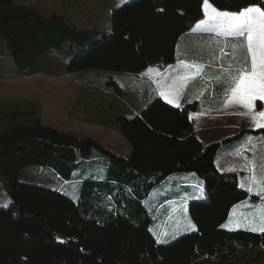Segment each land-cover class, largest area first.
I'll list each match as a JSON object with an SVG mask.
<instances>
[{
  "label": "trees",
  "instance_id": "1",
  "mask_svg": "<svg viewBox=\"0 0 264 264\" xmlns=\"http://www.w3.org/2000/svg\"><path fill=\"white\" fill-rule=\"evenodd\" d=\"M202 3L130 0L111 11L106 36L0 0V39L18 72H38L39 65L31 66L52 54L63 74L84 72L103 87L89 75H137L149 66L172 64L180 37L203 18ZM210 3L233 13L264 7V0ZM112 92L122 93L117 87ZM195 110L196 103L174 108L155 98L138 113L118 116L115 130L131 149L127 159L38 119L4 126L19 113L0 116V182L9 199L0 208V264H264V233L222 229L236 204L257 198L238 186L236 173L216 169L221 144L201 146L189 117ZM92 152L94 159H106L105 177L83 181L76 199L20 181L24 169L36 168L49 169L66 183ZM178 173L197 176L205 200L187 206L193 232L158 243L148 231L144 201L157 184Z\"/></svg>",
  "mask_w": 264,
  "mask_h": 264
},
{
  "label": "crops",
  "instance_id": "2",
  "mask_svg": "<svg viewBox=\"0 0 264 264\" xmlns=\"http://www.w3.org/2000/svg\"><path fill=\"white\" fill-rule=\"evenodd\" d=\"M129 1L130 0H18V3H16V0H14V5L32 8L41 16L47 18L59 16L63 18L66 24L75 29L104 35L106 31L111 30V11ZM81 5L84 7L82 12L78 9ZM202 14L203 18L192 24L180 39L183 36L192 34V32H197V36L201 34H210L208 33L209 31L205 30L210 23L205 19L203 3ZM202 21L205 22L202 28L193 31L196 25ZM211 35H215V33ZM218 38L224 37L218 36ZM8 53V49L5 47L3 40L0 39V93H8V90H12L15 85L24 88H33L39 92H35V94L29 93V100L22 101L21 107L17 110L18 112H15V109H7L4 113L0 114V116L8 117L10 113H19L21 116H25L23 120L26 121V123H30L35 119L39 121L42 120V123H44L43 112L45 105L43 104L44 99L42 98L45 92L44 79H49L53 82L51 84H54L55 80L57 84L66 86L71 84V81L74 84L75 81L73 82L71 78L78 79L80 77V90L77 97L74 99L72 107H69L68 110L79 115L81 117L80 122L85 127L97 128L99 138L94 136V138L90 137L91 139L102 146L108 145L110 148L107 149L123 159H127L130 156L131 149L127 142L124 140L126 142L124 143L122 139L120 140L115 135L117 133L115 130V120L118 116L124 115L125 111L128 115L138 113V111L133 108L125 110L124 107H122L120 98L122 93H113L110 89L94 86L91 81L89 82L87 80V73L84 72L63 74L58 59L54 58L52 54L46 60L40 58L38 63L31 66L36 68L39 65L40 70L38 72L27 74V69L18 72L14 63L8 56ZM197 67L202 68L199 74H196ZM242 67H250V57L247 60L234 57L233 51L226 46V43L224 47H216L214 53L206 55L204 51L199 50L194 43L185 41L181 43V45L177 43L175 59L172 64L164 65L161 70L153 69L150 71L151 67H147L145 70H149L150 73L147 74L146 79L148 82L146 83V88L139 82H136V84L133 85L132 93L133 96L139 98V101L144 100V103L147 104L155 98H160L164 103L174 108L196 103V110L189 114L194 125V136L202 147L220 143L221 145L214 158L216 169L221 173L236 172V174L239 175V173L245 172L246 169L233 170V167H235L233 165V160L242 159L245 161L243 163L245 168L246 164L250 166V162L247 161L246 155L249 158L253 157L257 153L258 144H260V153L264 154V140L262 141L257 137L258 133H264V128L257 127L256 122L253 120L254 116H258L260 112L264 111V100H255L253 102L255 105L253 110L243 107L236 101L227 103L232 96L231 90L235 87L234 78L238 76V70ZM188 73L193 74L190 79L186 81L179 79V77ZM140 74L141 73L137 75ZM63 78L68 79V82H60ZM181 85H183V87H181ZM51 92L52 93H49L48 91L47 93L55 98L57 102H61L64 106V100L59 97L73 94L70 88L63 87L60 89L58 86L56 89L52 88ZM166 92L168 95H162V93ZM25 93H27L26 89L22 90V94L27 95ZM83 95H86L88 99L85 100L84 104L77 106ZM143 97L145 99H142ZM99 100V107L93 110L91 106L92 103ZM169 100L173 102L169 103ZM73 106L79 107L77 109H79L80 113L73 111ZM54 108L55 107L51 109L48 108V111L50 110L53 112L54 115L52 114V118L55 119L56 124H45V127L53 129L54 126H57L56 128L59 129V121H61L59 118L60 114L58 110ZM109 112H112L110 124L108 122ZM56 128H54V130ZM56 131L77 136L74 132L67 133L63 130ZM112 131L114 133H112ZM241 132H243V134H240L238 139L223 143L226 139H230ZM102 137L105 140L109 137V144L108 140L106 141L107 144L103 139L100 140ZM80 138H88V136ZM236 140L239 141L237 142ZM113 143H116L118 148L113 149ZM123 150L124 152H122ZM95 157L97 160L100 159V157ZM46 177L50 179L51 175ZM237 181H240L243 185L241 189L247 192H249L248 188L251 187L252 191L249 192V194L255 196L257 188L251 179H238ZM63 186L67 189L75 187L69 184ZM77 188L78 187H75L74 190L77 191ZM182 190L185 194L181 193ZM187 193L190 195H187ZM74 195H76V192ZM258 195L264 198L261 193H258ZM258 198L254 201L245 200L236 204L230 210L226 221L222 225V229L226 231H246L261 234L259 231L253 232L247 230L249 227V219L253 220L254 225H258L260 213L264 210V207H262L260 203L263 202L264 199ZM147 199L149 202V214H152L154 218L158 215L163 217L159 228L157 230L154 229V238L157 239V241L165 239L166 234L162 229V224L165 223L166 219L175 214L177 207L185 210L190 202L205 200L200 179L189 173H178L168 176L151 190ZM235 210L236 215H234ZM177 224L178 222L176 221L175 225ZM155 226H157L156 223H154V227ZM193 231L191 227L190 232Z\"/></svg>",
  "mask_w": 264,
  "mask_h": 264
},
{
  "label": "rangeland",
  "instance_id": "3",
  "mask_svg": "<svg viewBox=\"0 0 264 264\" xmlns=\"http://www.w3.org/2000/svg\"><path fill=\"white\" fill-rule=\"evenodd\" d=\"M16 3H18V0H16ZM79 11H83L84 7L83 5H81L79 8ZM205 15V14H204ZM205 19L207 20V17L205 16ZM208 21V20H207ZM208 23H212L210 21H208ZM209 24V26H210ZM110 33V31H106L105 35L108 36ZM197 32H192V34L187 35V36H183L180 40H179V45H181V43L187 41L190 43H194L196 47L199 48V50L204 51V53L206 55L208 54H212L215 52L216 47H224L225 43L226 46H228V48L230 50L233 51V56L237 57L238 59H245L247 60L250 56L247 52V48H246V44L235 40L232 38H218V36L216 37V35H211V32H208L210 34H201L199 36L196 35ZM227 39V40H225ZM209 42V44H208ZM217 44V45H216ZM164 65L163 64H156L153 66H150V71L151 70H161L162 67ZM149 70H145L142 71L140 75H121V76H113V77H103L102 75L99 74H94L91 73L90 79L97 84L102 85L104 88H110L111 90L114 89V87H117L120 89V91L122 92L121 95V105L122 107H124V109H128L130 110L131 108L140 111L143 110V108H145L147 103H144V100L139 101L137 96H133V85L136 84V82H139L142 86H144L146 88V83L148 82L147 78V74H149ZM71 80H73L74 84L71 81V84L68 85H59L57 84V82L54 80V84H51L53 82H51L49 79L45 78L44 79V97H42L44 99L43 104L45 105L44 108V119L42 123V120H40L41 124L43 126H46L45 124H56V121L54 118H52V111H48V108H53L58 110L60 116V120L59 121V129H57V126H54V128H56L55 130H60V131H65V132H74L75 135H77L76 137L80 138V137H86L88 136V138H80V139H91L90 137L94 138V136H97L99 138V132L97 130V128H90V127H85L83 124H81L80 122V116L70 112L68 110L69 107H72L74 99L77 97V94L80 90V86H81V78L79 77L78 79H73L71 78ZM60 82H68V79L63 78V80H61ZM57 84V85H56ZM57 86L62 89L63 87L65 88H70L73 91V94L71 95H62L59 98L64 100L65 102V106L61 104V102H57L55 98L51 97V95L49 93L51 92V89L54 88L56 89ZM20 87L18 85H15L13 87L12 90H8L9 92L7 93H0V114L4 113L7 109L8 110H14L15 112H18V108L21 107L22 101L24 100H29L30 98V94L29 93H33L35 94V92H39L36 89L33 88H29V87ZM26 92L24 95L22 94V90H25ZM49 91V93H47ZM88 97L86 95H83L80 100H79V105L80 106L82 104H84L85 100H87ZM142 99H145L144 97ZM100 105V100L93 102L92 103V109L96 110ZM79 107H75L73 106V111H76L77 113L79 112V109H77ZM52 112V113H51ZM264 112V111H263ZM69 113V114H68ZM54 115V114H53ZM111 115L112 112H109V124L111 123ZM124 115H128L127 112L125 111ZM25 118V116H21L20 114L16 115L13 119L11 120H6L4 123V126H18L22 123L23 119ZM53 121V122H52ZM17 124V125H15ZM70 124V125H68ZM53 126V125H52ZM53 128V129H54ZM2 130L0 129V134H2ZM112 133H114L112 131ZM116 133V132H115ZM120 140L122 139V141L124 143H126L124 141V139L119 136L117 133L115 134ZM257 137L259 139H261L262 141L264 140V133H258ZM102 138H100V140H102ZM93 140V139H92ZM105 141V143L107 144V140H108V144L110 142V138L108 137L106 140L103 139ZM95 141V140H94ZM237 142L239 140H236ZM115 142L117 143V141L115 140ZM98 143V142H97ZM116 143H113V149L118 148L116 145ZM263 144V143H262ZM101 145V144H100ZM127 145V144H126ZM102 146V145H101ZM128 146V145H127ZM257 153L249 158L246 155V159L248 162H250V166L249 164H246V168L243 165V163L245 161H243L242 159H237V160H233V165L235 167H233V170H244L246 169L245 172L239 173L238 175V179H242V180H250L252 181V178L255 177L257 180V183H255L256 186V191H255V196L256 198H262L263 197L259 196L258 193H261L262 196H264V194L262 192H260V188H264V183H260L261 179L264 178V154L260 153V144L257 145ZM103 147L105 148H110L108 147V145H103ZM122 150V149H120ZM124 152V150L122 151ZM96 152H92L88 157H85L82 161H79L77 163L76 169L73 171L72 176L70 181H67L66 183H63L62 179H59L58 176H56L55 173L51 172L49 169H40L37 170L36 168H27L24 169L21 174H20V181L24 184H39L41 186H44L45 188H49V189H56V190H61L64 191V193L73 198L76 199L77 196L74 195L76 190H74L75 187H80L81 183L83 181H88V180H94V179H103L105 177L106 171L105 168L103 167L105 165V161L106 159L103 160H96L94 159L92 156L95 155ZM218 165V163H217ZM219 166V165H218ZM223 170V169H222ZM224 172V171H223ZM232 173H236V172H232ZM51 174V178L49 179V176ZM194 175V174H192ZM195 176V175H194ZM45 177V178H43ZM197 177V176H195ZM250 177V178H249ZM64 184H69L72 186H75L74 188H70L67 189L65 186H63ZM239 187H241V183L240 181L238 182ZM178 185V183H177ZM65 187V188H64ZM69 188V187H68ZM158 193V191H157ZM183 194H185V192H182ZM187 195H190L187 193ZM251 195V194H250ZM254 196V195H251ZM254 196V197H255ZM258 196V197H257ZM205 198V196H204ZM258 198V199H259ZM149 199V198H148ZM148 199L146 198V200L144 201V205L145 208L148 209ZM262 204V207H264V201L260 202ZM3 205H9V199L6 195V193L4 192V188L2 183L0 182V208H5L3 207ZM240 209V208H237ZM234 215H236V210L234 212ZM148 218L150 219V224L148 227V231L154 236V229L157 230L160 226V223L163 220V217L161 215L156 216V218H154V216H152V214H149L148 212ZM178 222L177 225H175V222ZM157 224V226L154 227V223ZM191 225L192 222L190 221L188 214H187V209H181L179 207H177L175 214L166 219L165 223L162 224V229L163 231H165L166 237L165 239H162L161 241H157L158 243H163L166 244L168 242L173 241L175 238L187 234L190 232L191 230ZM176 228V229H175Z\"/></svg>",
  "mask_w": 264,
  "mask_h": 264
},
{
  "label": "snow or ice",
  "instance_id": "4",
  "mask_svg": "<svg viewBox=\"0 0 264 264\" xmlns=\"http://www.w3.org/2000/svg\"><path fill=\"white\" fill-rule=\"evenodd\" d=\"M203 10L207 20L212 22L210 26L205 28L206 31L215 33L216 36L232 38L246 43L247 52L250 56V67H242L238 70L239 74L234 78L235 87L232 88V96L227 103L236 101L243 107L253 110L255 100H264V7L250 6L238 13H233L218 10L210 3V0H203ZM204 23L202 21L197 24L193 31L201 29ZM201 71L202 68H196V74ZM192 75L188 73L179 79L186 81ZM162 95H168V93H162ZM172 102L169 100V103ZM253 120L257 127L264 128V112L254 116ZM252 182L257 183L255 177L252 178ZM260 183H264V178L261 179ZM248 191L251 192L252 188L249 187ZM260 192L264 193V188H260ZM3 207H7V205H3ZM248 224L247 230L264 233V210L260 213L258 225H254L252 219H249ZM191 227L195 230L194 225Z\"/></svg>",
  "mask_w": 264,
  "mask_h": 264
}]
</instances>
